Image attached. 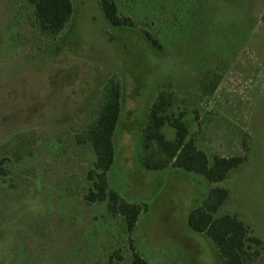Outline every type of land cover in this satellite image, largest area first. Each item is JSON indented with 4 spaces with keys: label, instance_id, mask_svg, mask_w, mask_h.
<instances>
[{
    "label": "rangeland",
    "instance_id": "rangeland-1",
    "mask_svg": "<svg viewBox=\"0 0 264 264\" xmlns=\"http://www.w3.org/2000/svg\"><path fill=\"white\" fill-rule=\"evenodd\" d=\"M112 2L130 28L108 26L99 0H69L52 38L27 0H0V264H130L129 245L146 264H219L210 241L186 227L215 188L227 198L213 219L241 222L261 243L252 264H264V0ZM108 81L120 106L106 180L141 209L130 234L105 204L84 202L93 155L81 141ZM158 94L209 164H244L215 185L145 170L141 130ZM161 134L174 139L166 126Z\"/></svg>",
    "mask_w": 264,
    "mask_h": 264
},
{
    "label": "trees",
    "instance_id": "trees-1",
    "mask_svg": "<svg viewBox=\"0 0 264 264\" xmlns=\"http://www.w3.org/2000/svg\"><path fill=\"white\" fill-rule=\"evenodd\" d=\"M33 7L34 20L40 33L49 37H57L64 29L71 14L69 0H27ZM99 7L104 21L113 29L130 28L131 23L117 16L112 0H99ZM264 22V10L261 16ZM145 41L152 48H157L155 41L147 35ZM216 83L209 82L203 91L211 95ZM120 90L117 84L108 81L102 90L96 108V118L84 132L81 144L87 146L93 163L86 179L90 189L84 197L88 205L105 204L111 217L122 219L125 231L130 234L141 213L135 205H129L108 189L106 175L113 163L112 137L119 117ZM170 107L169 98L158 94L151 104L146 125L141 130L140 162L147 171L159 172L168 168L187 174L200 176L209 185L222 183L228 174L239 168L245 158L229 159L212 158L210 164L204 154L199 152L182 124V115L170 118L165 115ZM168 127L174 132L172 142H166L161 129ZM154 148L147 155V152ZM20 157H15L18 160ZM2 161H0V167ZM3 171L0 168V178ZM227 194L221 189H211L199 208L193 210L186 218V227L195 234L204 235L211 243L219 264H252L257 258V248L261 243L249 236L248 229L235 217L221 216L213 219V215L221 208ZM130 264H146L134 252L131 245Z\"/></svg>",
    "mask_w": 264,
    "mask_h": 264
}]
</instances>
